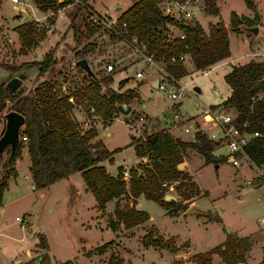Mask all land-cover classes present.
Listing matches in <instances>:
<instances>
[{"label":"rangeland","instance_id":"obj_1","mask_svg":"<svg viewBox=\"0 0 264 264\" xmlns=\"http://www.w3.org/2000/svg\"><path fill=\"white\" fill-rule=\"evenodd\" d=\"M215 3L218 8V14L215 16L204 11L203 0L192 4L195 15L193 23H197L202 28L205 37L209 36L214 26L225 28L230 55L221 62H217L216 66L211 65L204 70H196L191 59L186 61L184 66L187 74L176 80L183 87V93L175 99H169L165 93L150 85L149 81L156 76L155 66L152 67L151 73L144 74L143 79L133 77V68H142V63L138 61L136 55H131L129 48L119 43L116 37L110 38L106 29L99 26L95 36L87 35L82 39L79 49L86 44H91L98 52L95 56L91 54L84 56L88 57V63L92 67H94L93 61L99 54L105 57L102 60L103 66L107 63L114 66L112 57L124 58L125 61H116L114 71L110 73L112 76L110 88L116 90L118 81L128 79L124 88L135 87L138 95L137 101L130 106L129 113L122 114L118 111L112 122L105 125L98 119L100 123L94 127L98 133L97 140L100 139L108 151H114L112 164L103 161L110 174L117 173L118 167L129 169L135 165L136 157L132 147L129 146L130 135L139 136L171 129L182 140L190 142L193 139L191 129L185 127L187 130L184 131L182 127H173L171 114L174 111L178 110L187 117L197 120V127L203 133L200 117L202 112L209 106L226 100L230 93L227 83L223 81V76L230 67L243 64L248 60H264V0H253L256 15L245 6L243 0H216ZM130 5L131 0L89 1L91 11L108 20L117 19V17L109 16H115ZM67 7L69 6L61 9L63 18L55 13L48 17L45 23L43 20L34 22L38 33L41 27L45 28L46 33L24 58L19 54L20 44L15 28L25 22H20L9 0H0V86L4 87L10 78L18 74L26 73V78L22 81L23 89L32 91L38 73L36 68L13 74L2 66L16 68L23 63L39 62V59L42 60L49 51H53L55 64L42 74L39 81L40 79L51 81L58 93L63 91L62 83L79 85L77 79H82L84 75L81 68L74 65L75 60H78L74 55L76 39L74 31L86 32L89 24L81 8ZM115 7H120V10H115ZM231 13H234L239 20L242 16L247 17L254 24L249 25L242 19L237 31H234L230 26ZM38 16H40L39 13ZM248 27H257V33H251L247 30ZM76 36L78 37V33ZM122 64L127 67L125 68ZM155 65L160 66L158 62ZM100 69H98L99 76L106 75L105 70ZM195 88H198V92ZM218 92L222 93L221 98L217 96ZM262 94L263 92L259 93L260 96ZM6 105L8 108L9 103ZM122 106L126 109V105ZM79 112L81 108L78 112L73 111V114L78 116ZM139 116L142 117L143 122L137 124ZM130 123L134 128L136 124L139 126L135 133ZM4 127V119L0 116V135ZM215 131L216 129H213V132ZM5 150L0 158V179L5 172ZM213 153L216 156H222L225 155L226 150L219 143ZM187 155L188 168L202 195L197 198L192 197L191 200L183 203L186 209L194 208L191 203L195 200L196 213L178 216L177 214H180L178 211L173 216L157 203L148 201L140 195L135 208L146 211L151 219L130 230H124L120 225L117 232L108 229L109 218H113L112 201L105 206L108 215L102 216L94 208L95 202L91 194H89L91 199L85 196L82 203L74 205L70 203L64 192L66 179L47 186L42 196L34 189L29 190V181L23 177L29 170L27 165L30 159L23 157L16 168L15 181L18 186L11 178L8 181V188L2 193L4 213L0 215V264H4L2 259L8 264L15 259L25 260L27 255L25 250L31 248H34L30 250L31 257L42 253L37 247L39 236L46 238L50 258L59 263L68 260L72 264H194L191 261L193 254L204 253L224 241L225 232L233 233L240 238H249L250 247L244 264H261L264 257V231L257 227L256 220L264 214V185L253 192L249 190L252 187L246 184V180H251L257 173L245 163L239 167H233L224 161L216 165L204 164L201 155L192 149L187 152ZM70 180L78 188L84 186V181L78 173H73ZM246 188L249 189L246 190ZM240 189H245L246 193L241 194ZM167 192L166 195L181 200L175 189L167 190ZM20 197L24 198L17 201ZM128 202L122 197L115 205L127 207ZM24 212L27 213L26 217L22 216ZM16 216H22L21 224L15 221ZM216 219H219V222ZM24 222H26L25 225ZM147 232L161 237L174 247L183 246L182 251H189L190 254L183 255L179 261L174 262L165 249L143 247L141 238ZM108 241L112 242L108 250L98 255L95 248ZM218 259L217 255L213 256V262H218Z\"/></svg>","mask_w":264,"mask_h":264},{"label":"trees","instance_id":"obj_2","mask_svg":"<svg viewBox=\"0 0 264 264\" xmlns=\"http://www.w3.org/2000/svg\"><path fill=\"white\" fill-rule=\"evenodd\" d=\"M39 11L55 12L58 8L72 5V0H33ZM81 6L90 9V0H80ZM216 0H203V8L210 15H217ZM247 8L256 15V7L253 0H243ZM159 0H131V5L116 19L119 31H127L129 36L135 35L144 43L148 52L154 51L156 55L165 57L170 54L187 52L196 70H204L206 67L224 60L230 55L227 44V31L225 28L214 26L205 37L202 28L194 23L187 26H176L184 32L185 39H174L166 43L169 19L162 15L157 4ZM91 10V9H90ZM246 20L249 25L253 21L242 16L240 20L231 13L230 26L237 31L241 20ZM122 24L124 27L122 28ZM99 27L88 25L86 32L74 31L75 46L74 55L77 59L93 50L91 44H86L79 49V45L87 35H93ZM19 40V54L26 55L38 40H41L46 31L41 27L40 33L34 22L29 21L15 28ZM78 33V37L76 36ZM110 38H114L109 34ZM55 64L53 51L47 52L41 61L23 63L16 68L2 66L10 73L16 74L36 68L34 89L26 91L18 88L10 93L6 87L0 86V116L6 111H15L24 118V127L19 136H26L27 142L19 144L9 157V148H6L4 168L5 172L0 179V201L3 191L7 188L8 180L15 177L14 164L20 157L21 151L26 149L30 159L29 172L32 177L33 188L36 190L58 182L68 175L78 172L82 177L86 188L92 194L96 208L104 212L106 203L120 198L130 200V207H118L113 209V218H109L108 229L117 232L119 226L129 230L142 225L149 219L146 211L135 209V200L142 195L146 200L157 203L166 209L169 214L186 211L183 202L191 200L201 194L192 176L178 168L187 158L190 149L197 152L203 158L204 164H218L224 161V157L214 155L213 151L217 143L197 131L193 134V140L183 141L171 136L165 130L155 131L151 134L139 136L130 135L129 146L132 147L134 156L140 159L128 169L129 179L124 181L121 175L122 167L117 168L116 177L109 176L101 161L113 163V152L108 151L101 140L94 141L97 130L79 129L73 121L72 111L75 106H81L82 110L93 109L100 121L105 125L116 117L119 105L131 106L137 101L138 95L134 88H124L127 79L117 82L116 90L110 88L111 75L97 76V81L83 72L85 79L79 88L72 94L58 93L55 85L49 80L39 82L40 76ZM166 72L174 79H179L187 74L182 64L173 63L166 66ZM230 89L226 100L210 109L233 111L236 113L239 123L247 122L246 130L256 132L259 137L252 138L244 148L250 163L255 168L264 167V60H248L243 64L232 65L223 76ZM257 100L252 102L249 98L253 94L262 93ZM71 97L72 101L68 98ZM6 103H9L7 108ZM94 141V142H93ZM1 158V156H0ZM262 182V181H261ZM260 182V183H261ZM263 184V182L261 183ZM173 185V189L179 193L181 200L164 201L167 194V186ZM182 201V202H181ZM200 214V213H199ZM202 215V214H201ZM219 222V219H216ZM225 232V231H224ZM226 233L224 241L204 253H195L192 257L194 264H212V256L217 255L219 264L244 263L245 256L250 247V240L246 237H238L233 233ZM147 232L141 238L143 247H159L175 253L184 247H174L166 243L161 237L150 235ZM111 241L96 247V253L102 255L106 252ZM37 247L42 251L35 257H31L21 264H72L71 261L59 263L51 259L48 254L47 240L39 236ZM89 255V253L87 254ZM264 264V257L261 261Z\"/></svg>","mask_w":264,"mask_h":264},{"label":"built area","instance_id":"obj_3","mask_svg":"<svg viewBox=\"0 0 264 264\" xmlns=\"http://www.w3.org/2000/svg\"><path fill=\"white\" fill-rule=\"evenodd\" d=\"M13 5V9L17 13V16L20 22H25L24 19L29 17V21L40 22V20L45 23L46 19L55 13H60L61 8H58L55 12L39 11L34 4L33 0H9ZM62 0H57L61 2ZM73 4L69 6H81L80 0H72ZM198 3V0H159L157 7L160 9L163 16L169 19V22L166 23L167 34H166V43L171 42L174 39L184 40L185 34L181 31L177 25L187 26L194 24V12L192 9V4ZM85 12V20L89 25H97L106 29L109 34L117 38L119 43L125 45L129 48L131 55H136L138 61L142 63L143 67L138 69L137 67L133 68V77L143 79L144 74H149L152 72V67H156V76L151 79V82L154 79H157V89L165 93L166 97L169 99L178 98L183 93V87L179 85L176 80L169 76L166 72V66L178 63L185 65L184 63L190 60V55L187 52H180L178 54H170V56L165 57L163 55H156L154 51L148 52L146 46L142 41H139L135 35L129 36L127 31H119L117 29L116 19L108 20L104 17H100L96 12L94 13L90 9L81 7ZM38 13L40 16H38ZM176 23V24H175ZM124 24H122V28ZM160 64L156 66L155 64ZM114 71V66L112 64H105V72L111 73ZM219 98L222 97V93H216ZM260 97L259 93L253 94L250 96V100L254 102ZM123 107V106H122ZM73 121H75L81 130H88L94 128L99 122V117L96 116L93 109L82 110L79 116L72 115ZM202 118L201 129L204 131L203 134L207 138L215 141L217 144L221 143L225 148L226 153L222 155L225 159L224 162L230 163L233 167H239L242 162L249 161L246 154H244V148L248 142L255 137H259L256 132H249L246 130L247 122L239 123L237 121L236 113L228 110L221 109H206L200 115ZM115 118V117H114ZM113 118V119H114ZM172 125L173 127H182L184 131L191 129L194 134L200 129L197 127V120H193L191 117H187L184 113L180 111H174L171 114ZM137 124L143 122L142 117L137 118ZM191 122V123H190ZM189 123L191 125H189ZM130 123V127L135 133L138 130L139 126ZM188 125V126H186ZM187 127V129L185 128ZM137 128V129H136ZM212 128H215V132H210ZM202 133V132H201ZM26 136H19V141L26 143ZM250 162V161H249ZM179 168V166H178ZM180 169V168H179ZM182 170V168H181ZM259 172V177L262 179L264 184V167L257 168ZM122 178L124 181H128V169L123 167L121 172ZM173 185L167 186V190H172ZM167 192V191H166ZM168 193V192H167ZM15 220L20 224L23 222L21 217H16ZM258 227L260 230L264 231V215L258 219ZM241 264V263H236Z\"/></svg>","mask_w":264,"mask_h":264},{"label":"crops","instance_id":"obj_4","mask_svg":"<svg viewBox=\"0 0 264 264\" xmlns=\"http://www.w3.org/2000/svg\"><path fill=\"white\" fill-rule=\"evenodd\" d=\"M69 7H74V6H69ZM69 7H67V8H69ZM63 8H65V7H63ZM63 8H61V9H63ZM127 9V8H126ZM125 9V10H126ZM65 10V9H64ZM125 10H122L121 12H119V13H117V14H115V16H109V17H111V18H114V17H119ZM60 13V16H61V18H63V13L61 12V10L59 11ZM108 16H107V18H109ZM114 19H116V18H114ZM113 19V20H114ZM261 19V18H260ZM58 21H59V18H58ZM96 33H98V31L97 32H95V34H93V35H90V36H95L96 35ZM92 48H93V50L91 51V52H89V53H87V54H91V55H93V56H95L98 52L96 51V48L94 47V46H92ZM94 51H96V53H93ZM93 53V54H92ZM86 54V55H87ZM264 55V54H263ZM27 55H22V57H26ZM33 56H35V55H33ZM85 59H86V61L88 62V57L86 56V57H84ZM105 57H103V55L102 54H99V55H97L96 56V59L93 61V66L94 67H92L89 63V66H91V68H92V71H93V73L96 75V77L97 76H99V73H98V69H100V68H102L103 70H105V66H103L102 65V60L104 59ZM111 60H114L113 61V63H114V66L116 65V61L117 62H122V61H125L124 60V58H120V57H118V56H115V57H112V59ZM39 61H41L40 59H39ZM77 60H75V62H76ZM221 62V61H220ZM219 63V62H218ZM122 65H124V64H122ZM215 66L217 65V64H214ZM125 66V68L127 67L126 65H124ZM101 70V69H100ZM112 73V72H111ZM25 74V76H26V73H24ZM108 74H110V73H106V75H108ZM41 77V76H40ZM26 78V77H25ZM43 78V77H42ZM111 78H112V76H111ZM43 79H40V81H42ZM122 80H124V79H122ZM128 80V79H127ZM39 81V82H40ZM77 81H78V83H79V85H75L76 83H74V84H71V85H69V84H67V83H62L61 84V88H62V90H63V92L64 93H68V94H72L73 92H74V90L75 89H77V88H79V86H81L80 84H82V82H84L85 81V79L82 77V79H77ZM149 83H150V85L152 86V84H153V81L151 82V80L149 81ZM20 86H21V88H23L24 86H23V84L21 83L20 84ZM127 88V87H126ZM33 89H34V87H33ZM32 89V90H33ZM68 100L69 101H72V98L71 97H69L68 98ZM218 105V104H217ZM214 106H216V105H214ZM79 108H81V106L79 105V106H75L74 107V109H73V111H75V112H78L79 111ZM208 108H210V106L208 107ZM207 108V109H208ZM216 109H220V108H216ZM73 111H72V114H73ZM80 113V112H79ZM4 114V113H3ZM74 115V114H73ZM2 116V115H1ZM79 116V115H78ZM213 129H215V128H212L211 129V132H213ZM171 136L173 135L174 137H177V138H179V139H181L178 135H175L172 131H171V129L169 130L168 129V131H167ZM97 136H98V133H97ZM97 136L94 138V141H98L97 140ZM132 136H134V135H132ZM135 137V136H134ZM192 137H193V134H192ZM182 140V139H181ZM193 140V139H192ZM93 141V142H94ZM183 141H185V140H183ZM189 142V141H188ZM25 158V157H27L28 158V154H27V151H26V149H23L22 151H21V154H20V157L19 158H17L16 159V161H15V164H14V170H15V172H16V175H17V166L21 163V161H22V158ZM29 159V158H28ZM136 160L139 162L140 161V159H138V158H136ZM136 160L134 161V164L136 163ZM189 160H187V159H185L184 160V162L181 164L182 166H181V168H182V170H184V171H186L188 174H190L191 176H192V178H193V180H194V182L196 183V181H195V179H194V176H193V174L190 172V170H189V168H188V162ZM242 163H245V164H247L248 165V167L249 168H252L256 173H257V175L254 177V178H251V180H246V184L247 185H250L252 188H246V190L247 189H249V190H252L253 192H255V191H257V189H259L262 185H264V184H261L263 181H262V179L259 177V172L257 171V168H255V167H253V165L249 162V161H245V162H242ZM29 165H30V163L27 165V167L29 168ZM98 165H102L104 168H105V170H106V172H107V174L109 175V176H112V177H116V173L115 174H110L108 171H107V168L105 167V165L103 164V161H101V162H99V164ZM126 168V167H125ZM128 169V168H127ZM76 173H78V172H76ZM79 174V173H78ZM16 175H15V177H16ZM72 175V174H71ZM71 175H68V176H66L65 178H63V179H66L67 181H66V183H65V187H64V192H65V195L67 196V199L70 201V203H73L74 205H79L80 203H82V200H83V198L85 197V196H87V197H89V199H91L90 198V196H89V194H91L90 193V191L86 188V185H85V183H84V186L82 187V188H78V187H76V186H74V184L71 182V180H70V176ZM80 176V175H79ZM15 177H11L13 180H14V183H15V185H17L18 186V184H17V182L15 181ZM10 178V179H11ZM23 178H26L28 181H29V190H31V189H34L33 188V183H32V177H30V172H29V170L27 171V174L23 177ZM9 179V180H10ZM62 179V180H63ZM8 180V181H9ZM61 181V180H60ZM262 181V182H261ZM261 182V183H260ZM197 184V183H196ZM197 187H198V184H197ZM7 188H8V184H7ZM6 188V189H7ZM46 189V187L44 188V189H39V190H36V189H34L35 191H38L39 192V195L40 196H42V192L44 191ZM198 189H199V187H198ZM73 190V191H72ZM200 190V189H199ZM245 189H240L239 191H241L240 193L241 194H245L246 191ZM201 192V191H200ZM200 195H202V192H201V194ZM199 195V196H200ZM22 196V195H21ZM91 196H92V194H91ZM199 196H197V197H199ZM1 197H2V195H1ZM93 197V196H92ZM197 197H195V198H197ZM24 197H20V198H17V201H19V200H21V199H23ZM138 198V197H137ZM2 199L3 198H1V201H0V215L1 214H3L4 213V207H3V202H2ZM94 199V198H93ZM129 202H128V204H127V207H130L131 206V203H130V200L129 199H127ZM175 200H177V199H175ZM259 199L257 198V201H258ZM118 200H112V203H113V208L116 206L115 205V203L117 202ZM136 202H135V205H136V203H137V199L135 200ZM94 202H95V200H94ZM195 200H193V202L191 203L193 206H194V208H195ZM107 204V203H106ZM106 204H105V206H106ZM105 206H104V212L105 213H103V212H101L100 211V216H102V215H108L107 214V211H106V209H105ZM135 207V206H134ZM94 208L97 210V208H96V202L94 203ZM193 208V209H194ZM136 209V208H135ZM112 211H113V209H112ZM97 212H99L98 210H97ZM199 213V212H198ZM182 214H185L184 212H182V211H180V214H177L178 216L179 215H182ZM25 216V215H27V213H23L22 214V216ZM264 215V214H263ZM262 215V216H263ZM22 216H21V218H22ZM16 217H18V216H16ZM15 217V218H16ZM26 217V216H25ZM261 217V216H260ZM260 217H258V219L260 218ZM14 218V219H15ZM151 218H150V215H149V219H148V221L147 222H149V220H150ZM257 219V218H256ZM258 219L256 220L257 221V227H258ZM16 221V220H15ZM25 223L26 222H24V225H25ZM146 223V222H145ZM149 226H153V225H151V224H149ZM26 227V226H25ZM259 228V227H258ZM260 229V228H259ZM130 230V229H129ZM237 236V235H236ZM20 239H22V238H20ZM20 239H18V240H20ZM263 239H264V237H263ZM223 242V241H222ZM221 242V243H222ZM221 243H219V244H221ZM36 244V243H35ZM219 244H217V245H219ZM179 245H176L175 247H178ZM212 248V247H211ZM189 249V248H188ZM30 250H34V248H31ZM30 250H25L26 251V253H27V255H26V259L25 260H22V261H20L19 259H15V260H13V262L12 263H10V264H19V263H23V262H25L26 260H28L29 258H31V253H30ZM209 250H211V249H209ZM209 250H207V251H209ZM168 251V250H167ZM169 252V251H168ZM170 253V256L172 257V261H179L181 258H182V256L183 255H186V254H190V252L189 251H187V252H183L182 251V249H179V250H177L175 253H171V252H169ZM202 253V252H201ZM248 253V252H247ZM85 254V253H84ZM195 254V253H194ZM193 254V255H194ZM214 256V255H213ZM213 256H212V264H219V259H218V262H213ZM246 256H247V254H246ZM2 262L4 263V264H8V263H6L5 261H4V259H2ZM244 264V263H243Z\"/></svg>","mask_w":264,"mask_h":264},{"label":"water","instance_id":"obj_5","mask_svg":"<svg viewBox=\"0 0 264 264\" xmlns=\"http://www.w3.org/2000/svg\"><path fill=\"white\" fill-rule=\"evenodd\" d=\"M115 10H120V7H115ZM29 17H26L24 19L25 22H29ZM247 30H249L251 33L256 34L257 33V27H248ZM74 65L76 67L81 68V70L88 75L90 78L93 80L97 81V78L95 77L91 66H89L88 62L86 61L85 58H80L78 59ZM133 73V72H132ZM25 74L20 73L16 77L10 78L4 87L8 89L10 93L15 92L18 88H20V84L22 81L25 79ZM157 79L153 80V87H157ZM195 90L198 92V88H195ZM118 111L121 112L122 114H127L130 112L131 107L127 106L126 109H124L121 105L118 106ZM2 118L4 119L5 127L3 132L0 135V156L3 153V151L8 147L9 148V157L13 155L15 152L18 144H19V134L21 129L24 127V118L17 112L15 111H6L4 114H2ZM138 161L136 160V163ZM135 163V164H136ZM179 167L182 165L179 164ZM164 201H173L175 200L174 197L170 195H165L164 196ZM185 214H192L196 213V210L193 208H187L186 211L184 212Z\"/></svg>","mask_w":264,"mask_h":264}]
</instances>
